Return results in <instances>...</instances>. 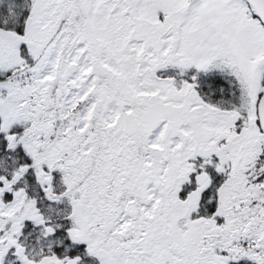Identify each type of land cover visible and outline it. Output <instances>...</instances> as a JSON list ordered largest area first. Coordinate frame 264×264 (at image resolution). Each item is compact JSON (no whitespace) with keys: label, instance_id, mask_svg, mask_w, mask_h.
<instances>
[{"label":"snow or ice","instance_id":"1","mask_svg":"<svg viewBox=\"0 0 264 264\" xmlns=\"http://www.w3.org/2000/svg\"><path fill=\"white\" fill-rule=\"evenodd\" d=\"M0 264H264V0H0Z\"/></svg>","mask_w":264,"mask_h":264}]
</instances>
